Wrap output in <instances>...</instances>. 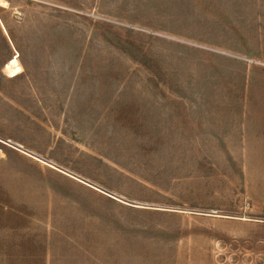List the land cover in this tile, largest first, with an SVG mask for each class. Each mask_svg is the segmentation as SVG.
Returning <instances> with one entry per match:
<instances>
[{"label":"rangeland","instance_id":"obj_1","mask_svg":"<svg viewBox=\"0 0 264 264\" xmlns=\"http://www.w3.org/2000/svg\"><path fill=\"white\" fill-rule=\"evenodd\" d=\"M0 264H264V0H0Z\"/></svg>","mask_w":264,"mask_h":264},{"label":"bare ground","instance_id":"obj_2","mask_svg":"<svg viewBox=\"0 0 264 264\" xmlns=\"http://www.w3.org/2000/svg\"><path fill=\"white\" fill-rule=\"evenodd\" d=\"M4 3V1H2Z\"/></svg>","mask_w":264,"mask_h":264}]
</instances>
